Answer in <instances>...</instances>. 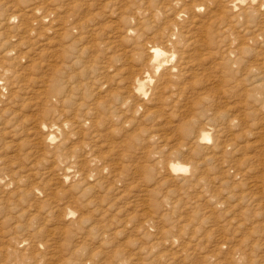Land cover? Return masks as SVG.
<instances>
[{
    "label": "rangeland",
    "instance_id": "374dc122",
    "mask_svg": "<svg viewBox=\"0 0 264 264\" xmlns=\"http://www.w3.org/2000/svg\"><path fill=\"white\" fill-rule=\"evenodd\" d=\"M254 1L0 0V264H264Z\"/></svg>",
    "mask_w": 264,
    "mask_h": 264
},
{
    "label": "bare ground",
    "instance_id": "6f19581e",
    "mask_svg": "<svg viewBox=\"0 0 264 264\" xmlns=\"http://www.w3.org/2000/svg\"><path fill=\"white\" fill-rule=\"evenodd\" d=\"M210 2H212V4H215V3H217L218 1H228V6H229V8L231 9V10H237V9H241L242 7H243V3L245 2V0H209ZM255 1H258V0H255ZM254 1V2H255ZM256 3V2H255ZM253 5V4H252ZM262 5V1H260L259 2V4H257L256 6H254V7H251L252 8V10L253 9H256V8H259V6H261ZM246 13V10L244 9L243 11H242V14H245ZM151 50V58H158L159 57V55H160V53H161V50L159 49V47L157 48V47H154L153 49H150ZM167 70V69H166ZM172 70V69H171ZM170 70V71H171ZM147 71V70H146ZM143 73V72H142ZM151 74V73H150ZM166 74V73H165ZM152 75V74H151ZM151 75H147V76H145V74H144V76H140L137 80H136V86H135V89H136V91H138V92H143L144 90H145V87L147 86V84H149L150 82H152V79H154V78H152L151 77ZM54 133V132H53ZM52 134V133H51ZM55 134V133H54ZM50 137V139H53L54 138V136L52 135V136H49ZM49 137H48V139H49ZM200 138H201V141H206V140H209L210 139V132L209 131H206L205 129H203V132H202V134H201V136H200ZM189 167H187L186 165H183L181 162H172L171 163V169H172V171H174V172H178V171H187V169H188ZM171 171V172H172ZM184 172V173H185ZM188 172V171H187ZM10 180H8L7 182H5L4 184L5 185H8V182H9ZM21 242H23V241H21Z\"/></svg>",
    "mask_w": 264,
    "mask_h": 264
}]
</instances>
